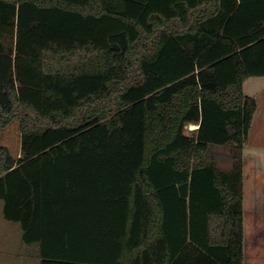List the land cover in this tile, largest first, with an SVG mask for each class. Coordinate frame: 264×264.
Wrapping results in <instances>:
<instances>
[{
    "label": "trees",
    "instance_id": "1",
    "mask_svg": "<svg viewBox=\"0 0 264 264\" xmlns=\"http://www.w3.org/2000/svg\"><path fill=\"white\" fill-rule=\"evenodd\" d=\"M254 76L264 0H0L5 218L41 264H244Z\"/></svg>",
    "mask_w": 264,
    "mask_h": 264
},
{
    "label": "crops",
    "instance_id": "2",
    "mask_svg": "<svg viewBox=\"0 0 264 264\" xmlns=\"http://www.w3.org/2000/svg\"><path fill=\"white\" fill-rule=\"evenodd\" d=\"M244 93L253 97L257 103L243 154L244 264H264V76L248 78L244 82ZM198 128V124H190L187 130L190 129L188 132H191ZM0 204L2 213L0 216V225L2 226L0 260L6 258L3 264H41V260L38 258L39 247L26 244L22 227L5 218L4 202L0 201ZM107 219L77 221L84 225V227H78V231L106 230L109 228L94 225H102L103 222H117L114 217ZM56 222L60 225V221ZM57 228V231H60V226Z\"/></svg>",
    "mask_w": 264,
    "mask_h": 264
},
{
    "label": "rangeland",
    "instance_id": "3",
    "mask_svg": "<svg viewBox=\"0 0 264 264\" xmlns=\"http://www.w3.org/2000/svg\"><path fill=\"white\" fill-rule=\"evenodd\" d=\"M48 63L53 65L55 68L60 67L59 58H55L50 56L48 58ZM73 64L77 62V59H73ZM190 131V129H188ZM7 147L11 154L17 159L22 156L21 154V131H20V119H15L11 122V124L5 128L0 130V147ZM1 213V204H0V216ZM246 220V217H245ZM246 226V223H245ZM2 230V226L0 225V233ZM246 242H247V232H246ZM6 258L0 260V264H3Z\"/></svg>",
    "mask_w": 264,
    "mask_h": 264
}]
</instances>
